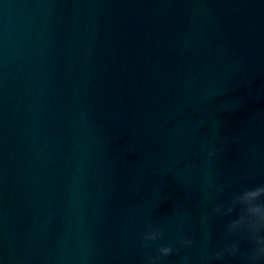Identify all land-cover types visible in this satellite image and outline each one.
<instances>
[{
	"label": "water",
	"instance_id": "water-1",
	"mask_svg": "<svg viewBox=\"0 0 264 264\" xmlns=\"http://www.w3.org/2000/svg\"><path fill=\"white\" fill-rule=\"evenodd\" d=\"M261 183L264 0H0V264L195 261Z\"/></svg>",
	"mask_w": 264,
	"mask_h": 264
},
{
	"label": "clouds",
	"instance_id": "clouds-1",
	"mask_svg": "<svg viewBox=\"0 0 264 264\" xmlns=\"http://www.w3.org/2000/svg\"><path fill=\"white\" fill-rule=\"evenodd\" d=\"M217 131V124L215 125ZM224 151L223 147L207 149L205 165H210L213 158ZM205 200H212L215 194L223 193L222 186H213L212 180L206 178L202 185ZM232 217L224 227L222 245L214 251L202 252L198 260L184 256L180 264H223L226 257L236 258L239 264H264V183L244 188L232 194L226 201L214 204L210 211H205L200 217V224L207 227L210 217ZM164 235L161 228L151 223L144 225L142 244L147 247L150 242L160 240ZM177 243L184 248L194 244V240L184 235L177 237ZM244 245L248 247L245 248ZM171 243L159 246L156 255L147 258V264H159L162 257H168L178 252Z\"/></svg>",
	"mask_w": 264,
	"mask_h": 264
}]
</instances>
